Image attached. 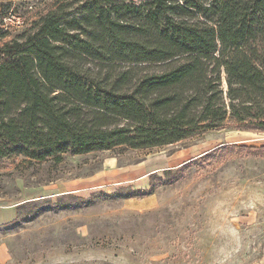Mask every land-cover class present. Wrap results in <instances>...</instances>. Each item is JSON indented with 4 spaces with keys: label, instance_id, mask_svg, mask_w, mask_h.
<instances>
[{
    "label": "trees",
    "instance_id": "16d2710c",
    "mask_svg": "<svg viewBox=\"0 0 264 264\" xmlns=\"http://www.w3.org/2000/svg\"><path fill=\"white\" fill-rule=\"evenodd\" d=\"M3 29L0 158L264 132V0H91Z\"/></svg>",
    "mask_w": 264,
    "mask_h": 264
},
{
    "label": "rangeland",
    "instance_id": "374dc122",
    "mask_svg": "<svg viewBox=\"0 0 264 264\" xmlns=\"http://www.w3.org/2000/svg\"><path fill=\"white\" fill-rule=\"evenodd\" d=\"M91 0H0L4 41L58 5ZM224 89L226 85L224 83ZM264 132L226 123L178 143L0 158V264H264ZM78 178L82 189L29 192ZM56 186V187H55Z\"/></svg>",
    "mask_w": 264,
    "mask_h": 264
},
{
    "label": "crops",
    "instance_id": "0c3cea01",
    "mask_svg": "<svg viewBox=\"0 0 264 264\" xmlns=\"http://www.w3.org/2000/svg\"><path fill=\"white\" fill-rule=\"evenodd\" d=\"M92 180H87V182H81L78 178H74L68 181L67 184L65 182L58 184L57 189L46 188L41 190H34L33 192H29L25 198L28 196L38 195V196H52L58 194L72 193L82 189V184L88 183L90 184ZM82 186V187H81ZM56 187V186H55ZM33 194V195H32ZM32 198V197H30ZM17 205L16 203H10L7 206L0 207V225L12 222L17 216ZM6 250L0 247V261H6Z\"/></svg>",
    "mask_w": 264,
    "mask_h": 264
},
{
    "label": "built area",
    "instance_id": "2783aa9c",
    "mask_svg": "<svg viewBox=\"0 0 264 264\" xmlns=\"http://www.w3.org/2000/svg\"><path fill=\"white\" fill-rule=\"evenodd\" d=\"M4 28H9L8 26H3Z\"/></svg>",
    "mask_w": 264,
    "mask_h": 264
}]
</instances>
